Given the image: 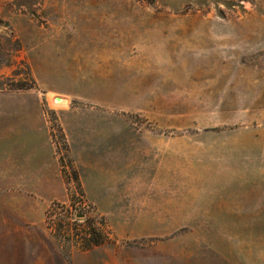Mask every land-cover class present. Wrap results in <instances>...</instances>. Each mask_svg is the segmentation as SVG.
Listing matches in <instances>:
<instances>
[{
	"label": "rangeland",
	"instance_id": "rangeland-1",
	"mask_svg": "<svg viewBox=\"0 0 264 264\" xmlns=\"http://www.w3.org/2000/svg\"><path fill=\"white\" fill-rule=\"evenodd\" d=\"M140 138L192 213L249 215H176L170 163L108 174L105 215L73 144ZM0 264H264V0H0Z\"/></svg>",
	"mask_w": 264,
	"mask_h": 264
},
{
	"label": "crops",
	"instance_id": "crops-1",
	"mask_svg": "<svg viewBox=\"0 0 264 264\" xmlns=\"http://www.w3.org/2000/svg\"><path fill=\"white\" fill-rule=\"evenodd\" d=\"M105 129H100L92 132H88L90 134H86L84 136L87 137H96L103 135ZM114 134L115 131L111 130ZM121 136V135H118ZM132 137V136H129ZM172 138V137H171ZM91 140H76V143L73 144V147L75 149L71 150V154L77 161V167L82 175V186L83 190L87 193L89 192L90 198L94 200L96 203L100 204V209L104 212L105 215H112L113 213H110L113 209H116L117 207L114 206H108L105 209V206H103L102 202L110 201L112 199L111 197V190L114 186V178L115 175L119 173V175H123L126 170V166L128 168L131 167V163H139L140 171L144 172L147 170V168L150 166H155L157 170H159V173L163 174V170L165 169V166H167V163H170V166L172 165V169L169 171H166L167 182H161L159 185L156 186L157 192H171L173 197L171 199L165 200L166 207L171 209L175 207L177 210H183L184 212L178 213L176 215L181 216H220V215H249L244 213H229V214H222V213H212V212H195L192 213L191 209L193 210H212L213 202L208 201V205L204 208L202 207H192L191 206V175H188L186 177H180L178 175V169L176 170V165L178 164L180 160L179 156V148L176 146V148L173 147V145L170 147V149H165L162 145L160 146V141L158 140H145V139H139L140 148L135 150L134 156L131 150L132 146V140L129 141V149L130 153L128 152L126 155L125 146L122 144V148L124 150L118 149L121 145V141L114 139V145L112 148V151H106L100 149V145L97 146L96 150H93L94 147V140L90 142ZM173 141V138H172ZM128 142V141H127ZM124 141V143L128 144ZM163 142V140H161ZM92 145H90V144ZM97 144H99L97 142ZM89 146V147H88ZM138 148V147H137ZM156 149V150H154ZM97 150H102L98 151ZM106 152V153H104ZM136 154V156H135ZM166 155V156H165ZM186 162L191 165V146L188 147V156L186 158ZM190 167V166H189ZM191 173V168H189ZM119 171V172H118ZM108 174L112 175L114 178L109 179ZM161 174V175H162ZM145 175V174H144ZM107 176V177H106ZM91 181V182H90ZM57 194V193H56ZM179 194H185V196H182L181 198H178ZM55 195V194H54ZM57 196V195H56ZM54 197V196H53ZM50 196V194L47 195L46 198H53ZM214 202H217V200H213ZM224 205H223V203ZM254 201H252L253 203ZM115 203V202H114ZM178 203H181L178 205ZM245 201L241 200H220V204H215L216 207H223L227 210H243L245 205ZM177 206V207H176ZM254 207V205H252ZM251 206V207H252ZM207 207V208H206ZM114 211V210H113ZM164 215V214H163ZM254 215V213H253ZM258 215V213L256 214Z\"/></svg>",
	"mask_w": 264,
	"mask_h": 264
},
{
	"label": "trees",
	"instance_id": "trees-1",
	"mask_svg": "<svg viewBox=\"0 0 264 264\" xmlns=\"http://www.w3.org/2000/svg\"><path fill=\"white\" fill-rule=\"evenodd\" d=\"M77 179V176L75 175V180ZM78 180V179H77ZM79 184V183H78ZM79 186V185H78ZM95 234H92V236L91 237H93V238H91L92 240H90L91 241V243H95V244H97L99 241H101V239H100V237H96V236H94Z\"/></svg>",
	"mask_w": 264,
	"mask_h": 264
}]
</instances>
